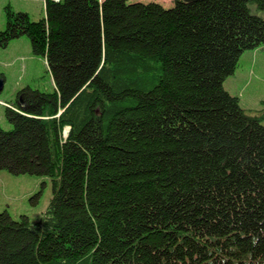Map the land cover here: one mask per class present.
<instances>
[{
    "label": "trees",
    "instance_id": "16d2710c",
    "mask_svg": "<svg viewBox=\"0 0 264 264\" xmlns=\"http://www.w3.org/2000/svg\"><path fill=\"white\" fill-rule=\"evenodd\" d=\"M264 0L6 6L54 89L4 107L0 168L47 176L31 222L0 211V264H264V107L223 85L264 45ZM264 104V101H263Z\"/></svg>",
    "mask_w": 264,
    "mask_h": 264
},
{
    "label": "rangeland",
    "instance_id": "374dc122",
    "mask_svg": "<svg viewBox=\"0 0 264 264\" xmlns=\"http://www.w3.org/2000/svg\"><path fill=\"white\" fill-rule=\"evenodd\" d=\"M157 1L164 7L172 0ZM45 0H0V30L5 26L6 6L13 11L28 13L31 20L44 16ZM251 11L264 16V10L251 5ZM0 126L10 129L5 117V105L15 100L18 90L25 86L44 92L54 89L52 76L42 56L33 54L26 35L13 38L0 46ZM224 88L239 99L240 105L252 113H260L264 107V45L245 50L239 57L234 72L223 81ZM261 123L264 125V118ZM52 195L51 181L47 176L14 174L0 168V211L7 210L14 219L26 215L33 222L46 209Z\"/></svg>",
    "mask_w": 264,
    "mask_h": 264
},
{
    "label": "water",
    "instance_id": "95a60500",
    "mask_svg": "<svg viewBox=\"0 0 264 264\" xmlns=\"http://www.w3.org/2000/svg\"><path fill=\"white\" fill-rule=\"evenodd\" d=\"M186 2H190V1H197V0H183ZM2 89V79L0 78V90Z\"/></svg>",
    "mask_w": 264,
    "mask_h": 264
},
{
    "label": "crops",
    "instance_id": "0c3cea01",
    "mask_svg": "<svg viewBox=\"0 0 264 264\" xmlns=\"http://www.w3.org/2000/svg\"><path fill=\"white\" fill-rule=\"evenodd\" d=\"M173 1V0H172Z\"/></svg>",
    "mask_w": 264,
    "mask_h": 264
}]
</instances>
